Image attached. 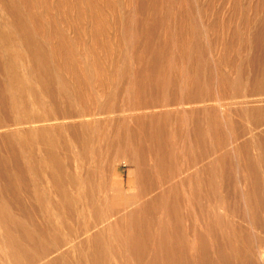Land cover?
<instances>
[{"label":"rangeland","instance_id":"374dc122","mask_svg":"<svg viewBox=\"0 0 264 264\" xmlns=\"http://www.w3.org/2000/svg\"><path fill=\"white\" fill-rule=\"evenodd\" d=\"M0 130V264H264V0H0Z\"/></svg>","mask_w":264,"mask_h":264},{"label":"bare ground","instance_id":"6f19581e","mask_svg":"<svg viewBox=\"0 0 264 264\" xmlns=\"http://www.w3.org/2000/svg\"><path fill=\"white\" fill-rule=\"evenodd\" d=\"M4 40H5V42L7 43V45H8V48L10 49V51H12L15 55H16V57H17V55H18V53H17V50L15 49V44H14V42L12 41V40H10V37L9 36H5L4 37ZM91 41V40H90ZM19 79V81H21L22 80V78L21 77H19L18 78ZM235 101V100H234ZM217 103H218V101H217ZM212 104V103H211ZM214 104V103H213ZM192 106V105H191ZM183 107V106H182ZM164 110V109H163ZM122 117V116H121ZM37 125H39V124H37ZM23 126V125H22ZM1 131V130H0ZM29 139L30 140H34L35 138L33 137V136H31V137H29ZM50 157L51 158H53L54 160H45V159H41L40 160V165H39V167H41L42 168V170L43 171H45L46 173H47V175H50L52 178H57L58 176H57V170L58 169H60V165L58 164V162L57 161H55V156H54V154L53 153H51L50 154ZM35 158V157H34ZM30 167H33V165L32 164H30L29 165ZM163 174V173H162ZM182 177V176H181ZM59 181V180H58ZM57 181V182H58ZM64 192V191H63ZM172 200V199H171ZM65 201H66V199H65ZM133 207V206H132ZM159 207V206H158ZM69 208V207H68ZM71 210V209H70ZM82 214V213H81ZM79 215V214H78ZM54 222V221H53ZM89 225V224H88ZM148 225V224H147ZM79 229V228H78ZM90 234V233H89ZM47 235V234H46ZM44 236V235H43ZM94 237V236H93ZM72 239V238H71ZM44 241V240H43Z\"/></svg>","mask_w":264,"mask_h":264}]
</instances>
